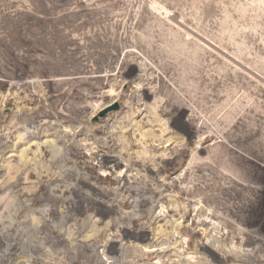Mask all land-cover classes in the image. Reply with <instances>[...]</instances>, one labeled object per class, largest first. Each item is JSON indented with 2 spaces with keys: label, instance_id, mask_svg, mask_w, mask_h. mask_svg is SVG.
Here are the masks:
<instances>
[{
  "label": "rangeland",
  "instance_id": "rangeland-1",
  "mask_svg": "<svg viewBox=\"0 0 264 264\" xmlns=\"http://www.w3.org/2000/svg\"><path fill=\"white\" fill-rule=\"evenodd\" d=\"M0 264H264V0H0Z\"/></svg>",
  "mask_w": 264,
  "mask_h": 264
},
{
  "label": "bare ground",
  "instance_id": "bare-ground-1",
  "mask_svg": "<svg viewBox=\"0 0 264 264\" xmlns=\"http://www.w3.org/2000/svg\"><path fill=\"white\" fill-rule=\"evenodd\" d=\"M142 161H144V159L142 160ZM106 163H117V159L115 158V159H109V158H107V160H106ZM198 208L199 207H197L196 209L198 210ZM195 210V209H194ZM209 223H210V221H209ZM205 224H206V222H205ZM157 250H159V249H156V248H144V249H142L141 250V252L142 253H144V254H152V253H154V252H156ZM243 251H244V249H243ZM244 256L246 255L244 252L242 253ZM192 262H195L194 260H192Z\"/></svg>",
  "mask_w": 264,
  "mask_h": 264
},
{
  "label": "water",
  "instance_id": "water-1",
  "mask_svg": "<svg viewBox=\"0 0 264 264\" xmlns=\"http://www.w3.org/2000/svg\"><path fill=\"white\" fill-rule=\"evenodd\" d=\"M119 108V105L118 104H115L113 106H108L107 108H105L100 114H99V117H105L110 111H113V110H117ZM98 117V118H99Z\"/></svg>",
  "mask_w": 264,
  "mask_h": 264
}]
</instances>
